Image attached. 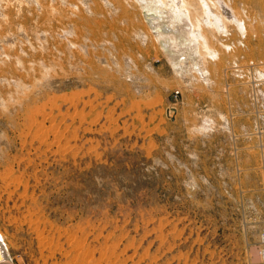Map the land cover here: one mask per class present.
Listing matches in <instances>:
<instances>
[{
	"label": "rangeland",
	"instance_id": "obj_1",
	"mask_svg": "<svg viewBox=\"0 0 264 264\" xmlns=\"http://www.w3.org/2000/svg\"><path fill=\"white\" fill-rule=\"evenodd\" d=\"M178 1L204 74L138 0H0L9 264H261L264 0Z\"/></svg>",
	"mask_w": 264,
	"mask_h": 264
},
{
	"label": "bare ground",
	"instance_id": "obj_2",
	"mask_svg": "<svg viewBox=\"0 0 264 264\" xmlns=\"http://www.w3.org/2000/svg\"><path fill=\"white\" fill-rule=\"evenodd\" d=\"M168 2L170 3L171 0H138L140 5H145L151 11H155L154 13L152 12L153 15L148 16V18L151 19L152 27H156V30L160 29L159 26L161 28L164 26L168 31L171 29H177V32H180L189 38L190 42L186 44V46L177 42L178 47H176V50L183 52L182 60L178 63L180 64L181 72L185 73L188 71V66L192 65V68H195L197 73L204 74V68H202L200 63L202 61V52L200 46H198V44H200L201 36V33H199V25L193 21L187 5L180 4V1L177 0L169 6ZM181 2L183 1L181 0ZM170 37L173 43L172 48L175 49L174 43L176 41L173 34H171ZM191 58L194 59V61H191ZM2 243L5 244L8 249V245L6 244L2 233H0V264H9L10 262L5 260L7 249L3 247L4 245Z\"/></svg>",
	"mask_w": 264,
	"mask_h": 264
},
{
	"label": "built area",
	"instance_id": "obj_3",
	"mask_svg": "<svg viewBox=\"0 0 264 264\" xmlns=\"http://www.w3.org/2000/svg\"><path fill=\"white\" fill-rule=\"evenodd\" d=\"M259 254L261 257V264H264V227L260 234V240H259Z\"/></svg>",
	"mask_w": 264,
	"mask_h": 264
}]
</instances>
